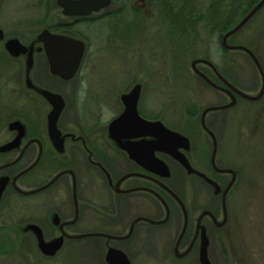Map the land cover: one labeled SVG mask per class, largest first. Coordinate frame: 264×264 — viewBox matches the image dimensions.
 Listing matches in <instances>:
<instances>
[{"label":"rangeland","instance_id":"obj_1","mask_svg":"<svg viewBox=\"0 0 264 264\" xmlns=\"http://www.w3.org/2000/svg\"><path fill=\"white\" fill-rule=\"evenodd\" d=\"M154 4L151 0H111L102 10L74 22L60 12L55 0H0V21L24 42L35 40L41 29L54 25L53 32L82 40L87 47L79 74L71 82L78 89L71 110L88 103L96 108L90 99L98 97L101 120L108 121L120 111L117 96L140 84V114L186 135L192 148L188 155L192 154L195 166L203 168L197 156L202 159V150L210 153L211 140L201 128L200 114L205 107L230 99L197 76L190 62L197 57L210 60L230 83L252 95L260 90L261 76L240 50L224 49L218 33L207 36L198 21L193 32L187 26L176 27ZM196 7L204 13L206 1L197 0ZM228 43L250 48L264 70V6L229 36ZM197 67L220 84L210 66L200 63ZM205 121L218 140V163L236 172L229 222L211 241L207 260L210 264H264V92L256 100L237 96L233 106L208 112ZM171 165L176 178L173 186L196 217L200 207L211 201L210 192L192 178L183 180L184 175ZM42 212L24 209L21 197H4L0 202V264H104L102 240L65 243L57 253H45L37 234L40 226L48 228L39 224ZM181 219L174 211L163 231L138 236L137 254L126 242L112 243L129 253L132 264H201L197 255L177 258L172 252ZM163 232L168 234L163 236Z\"/></svg>","mask_w":264,"mask_h":264},{"label":"flooded vegetation","instance_id":"obj_2","mask_svg":"<svg viewBox=\"0 0 264 264\" xmlns=\"http://www.w3.org/2000/svg\"><path fill=\"white\" fill-rule=\"evenodd\" d=\"M90 15L65 17L74 18L75 22ZM0 31V181L4 179L0 202L11 194L22 198L27 211H43L39 213L43 220L39 224L48 225V228L40 226L39 231L46 244L60 238L61 246L57 252L65 243L102 240L104 264H109L106 260L109 248L123 252L127 262L132 264L129 253L112 242H126L137 254L138 236H150L160 232L161 228L163 231L177 211L182 219L172 252L177 258L197 255L200 262L203 230L208 248L218 237L217 231L229 222L233 183L226 192L225 204L222 198L233 172H221L215 166L231 170L233 167L218 163V140L214 166L211 161L213 141L201 126L211 140V150L210 153L202 150V159L197 156L201 168L193 164L192 154L188 155L192 150L190 142L187 147H179V153L189 164L190 168H187L169 153L157 149L159 138L151 133L127 136L122 130L117 134L110 123L123 112L122 95L128 92L117 96L120 111L108 121L101 120V105L95 101L98 97L90 99L96 108L88 103L81 104L78 111L71 110L78 91L71 82L81 69L87 47L85 43L76 73L70 79H63L50 72L41 41H22L17 35L10 34L1 21ZM13 38L19 40L24 50L13 53L8 49L7 42ZM69 83L72 84L70 89L67 87ZM45 91L61 99L47 97ZM140 94L139 84L136 103L139 114L142 111L139 108ZM83 95L88 98V93ZM61 102L63 106L55 117L56 130L53 131L50 129L53 123L51 112L54 105ZM157 160L166 165V174L158 171ZM171 164L184 175L183 180L192 178L210 192L211 201L200 207L196 217H192L186 198L173 186L172 180L176 178ZM171 190L179 196L187 211L185 231L177 248L176 241L185 218L181 204ZM204 210H209L215 219L206 214L198 225L197 219ZM224 218L225 223L220 225ZM166 233L161 234L165 236Z\"/></svg>","mask_w":264,"mask_h":264},{"label":"water","instance_id":"obj_3","mask_svg":"<svg viewBox=\"0 0 264 264\" xmlns=\"http://www.w3.org/2000/svg\"><path fill=\"white\" fill-rule=\"evenodd\" d=\"M56 4L59 8H61V12L65 16H88L92 12H97L105 7H107L111 0H55ZM264 6V0H259L256 4L239 20V22L234 25L232 28L228 29L221 37V44L224 49L226 50H242L249 55L251 60L253 61L254 65L256 66L260 76H261V87L257 94H249L244 90L236 87L232 83H230L216 68V66L208 59L197 57L190 62L191 69L193 72L202 78L207 84L211 87L222 91L227 94L229 97V101L224 104L218 105H210L205 107L201 114H200V124L202 128L210 135L213 141V152L211 155L212 164L215 166V154L217 150V139L213 131L206 125L205 117L208 112L214 110H223L233 106L236 102L237 96L248 99V100H256L259 99L263 92H264V70L259 62L255 53L248 48L247 46L241 44H229L228 38L232 34L236 33L240 30L262 7ZM1 32V31H0ZM0 37H2L0 35ZM36 41H41L43 43L46 57L49 64V70L51 73L59 75L63 79H70L76 73L81 58L84 53V42L79 38L72 37L70 35L56 33L53 32L49 28L41 29L35 37ZM7 47L13 53H19V51L24 50L22 45H19V40L16 38L10 39L7 42ZM206 64L212 68L217 78L221 81L222 84H218L214 82L207 74L201 71L197 65L198 64ZM47 97L57 96L49 91H45ZM139 95V86H135L130 90V92L125 93L122 95V100L124 102V110L123 112L116 117L111 123V129L116 131L117 134L122 133V130L126 131V135H146L151 133L159 138L158 145L156 146L157 149L163 150L169 153L173 158L180 161L185 167L190 168L188 162L183 158V156L179 153V147H187L189 143V139L183 135L182 133L171 130L166 127L161 121L159 120H147L144 119L137 111L136 103L137 98ZM59 97V96H57ZM61 97H59V100ZM62 102L57 106L54 105L53 111L51 112V119L53 123L50 126V129L55 131L54 120L57 114L62 109ZM156 166L159 169L158 171L161 174H166L168 169L166 165L162 161H156ZM218 171L221 172H233V178L229 181L227 186L223 191V204H225V195L227 190L230 188L232 183H234L236 179V172L235 170L231 169H220L215 166ZM0 181V195L3 189V181ZM171 193L173 196L179 201L181 207L183 209L185 223L184 226L179 234V237L176 241L175 248H177L178 243L185 231V226L187 223V211L185 206L179 196L175 194L172 190ZM209 214L211 217L214 218L213 214L209 210H204L200 213L197 223L200 224L201 218ZM140 219V218H138ZM215 219V218H214ZM226 218H224L220 225L224 224ZM56 223V220H54ZM37 234L40 236L39 246L45 250V253L48 255H53L58 248L61 246L60 238L55 239L51 243L45 244L42 239L41 232L37 228ZM108 237H114L109 234H104ZM193 242H191L188 249L191 248ZM207 244L208 239L203 230L201 233V244H200V256L199 261L201 264H210L207 260ZM188 249L184 252L186 253ZM106 260L109 264H129L127 262L126 256L120 250L109 248L106 254Z\"/></svg>","mask_w":264,"mask_h":264},{"label":"trees","instance_id":"obj_4","mask_svg":"<svg viewBox=\"0 0 264 264\" xmlns=\"http://www.w3.org/2000/svg\"><path fill=\"white\" fill-rule=\"evenodd\" d=\"M151 1L155 3L154 5L164 18H171L174 26L179 28L187 26L193 32L194 27L198 25V21L202 23L207 36L218 33L221 38L224 32L239 21L238 17L248 12L258 0H204L206 1L204 13L198 12L197 0ZM134 10L138 11L137 8H134ZM52 28L54 30L57 25L52 26ZM240 52L251 60L247 53L242 50ZM188 113L192 114V111L189 110Z\"/></svg>","mask_w":264,"mask_h":264}]
</instances>
